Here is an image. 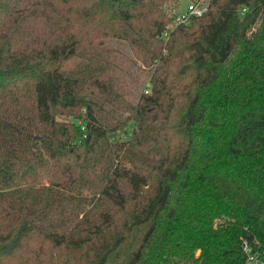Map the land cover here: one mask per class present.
Returning <instances> with one entry per match:
<instances>
[{"label":"trees","instance_id":"obj_1","mask_svg":"<svg viewBox=\"0 0 264 264\" xmlns=\"http://www.w3.org/2000/svg\"><path fill=\"white\" fill-rule=\"evenodd\" d=\"M170 2L0 0V264L264 243V0Z\"/></svg>","mask_w":264,"mask_h":264},{"label":"built area","instance_id":"obj_2","mask_svg":"<svg viewBox=\"0 0 264 264\" xmlns=\"http://www.w3.org/2000/svg\"><path fill=\"white\" fill-rule=\"evenodd\" d=\"M212 0H190L186 7L179 3L177 8L168 9L173 17V28L180 24H189L193 18L203 16L210 7ZM243 250L246 254L245 264H264V243L258 241L251 244L247 239L243 241Z\"/></svg>","mask_w":264,"mask_h":264},{"label":"rangeland","instance_id":"obj_3","mask_svg":"<svg viewBox=\"0 0 264 264\" xmlns=\"http://www.w3.org/2000/svg\"><path fill=\"white\" fill-rule=\"evenodd\" d=\"M189 1H190V0H179V3H181L182 7H186L187 4L189 3ZM174 3H175V2H170L169 4H170V5L173 4L172 7H173V8H177V7H178V4H177V3L174 4ZM172 24H173V21L169 23L170 26H171ZM146 75H147V72H144V78H145ZM142 76H143V75H141V79H142ZM136 95H137V91L134 90L133 95L131 96V98L134 99V100H136ZM197 253H198V252H197ZM198 254H199V253H198Z\"/></svg>","mask_w":264,"mask_h":264},{"label":"water","instance_id":"obj_4","mask_svg":"<svg viewBox=\"0 0 264 264\" xmlns=\"http://www.w3.org/2000/svg\"><path fill=\"white\" fill-rule=\"evenodd\" d=\"M198 253H199V251H198Z\"/></svg>","mask_w":264,"mask_h":264}]
</instances>
